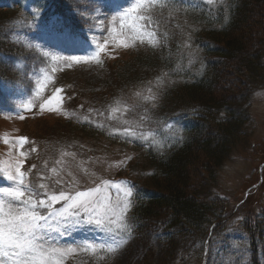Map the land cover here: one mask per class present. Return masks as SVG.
<instances>
[{
	"label": "trees",
	"instance_id": "16d2710c",
	"mask_svg": "<svg viewBox=\"0 0 264 264\" xmlns=\"http://www.w3.org/2000/svg\"><path fill=\"white\" fill-rule=\"evenodd\" d=\"M4 1L0 6V103L8 100L9 88L31 86L27 74L32 68L49 63L35 49L25 50L11 42L9 33L14 28L46 25L56 17L58 28L81 35L84 20L79 12L91 0H34L32 9L23 5L24 0L0 3ZM217 1L213 7L201 0H169L153 6L150 16L158 22L161 35L157 47H138L129 59L110 66L101 83L75 84V91L65 88L71 114L56 123L62 131L65 127L69 132L68 125L82 132L88 128L80 120L86 111L106 118V108L95 96L102 94V101L112 102L125 97L123 90L133 84L161 72L166 76L159 97L145 99L153 104L150 101V107L140 110L146 125L155 124V119H147L155 112L161 124L159 133L166 122H175V138L164 142L161 151L150 146L146 170L134 176L132 170L119 172L121 178L131 179L128 222L144 248L142 257L132 264H153L155 255L149 243L161 229L168 230L164 241L168 247L174 246L176 235L182 232L202 242L227 229L229 218L238 212L243 216L237 229L249 239L250 258L258 264L260 253L264 255V165L260 188L252 189L241 204L212 193L217 170L235 149L250 144V97L264 88V0ZM177 14L187 19L182 36L197 50L188 62L178 53L180 33L170 17ZM229 77L231 81L224 86L222 80ZM41 140L53 145L55 138L46 134ZM40 155L45 157L42 151Z\"/></svg>",
	"mask_w": 264,
	"mask_h": 264
},
{
	"label": "rangeland",
	"instance_id": "374dc122",
	"mask_svg": "<svg viewBox=\"0 0 264 264\" xmlns=\"http://www.w3.org/2000/svg\"><path fill=\"white\" fill-rule=\"evenodd\" d=\"M33 1L26 0L25 4L30 6ZM151 1L154 0L90 1L88 7L79 12L84 20V38H75L66 31H56L53 25H57L55 18L51 19L47 26L14 28L9 33L11 42L23 46L25 50L35 49L50 62L46 68L38 67L30 71L29 77L34 83L30 92L22 89L12 91L10 104L0 108V168L9 162L22 160L21 171L25 173V180L29 173L32 180L37 179L38 185L44 183L50 190L63 186L72 193L87 191L102 185L103 181L127 182L125 178L117 175L122 168L128 167L129 173L134 171L133 176L136 172L146 170L145 158L150 146L161 151L164 142L175 138L172 137L178 131L175 122H166L159 133L157 130L161 124H158L159 119L155 112L147 118L155 119V124L146 125L140 110L143 106L150 107L153 104V100H150V104V101L145 99L159 97V88L167 81L164 72L127 87L123 90L125 97L115 101H102V94L95 96V100H101L97 102L106 108V118L98 119L97 114L86 111L85 115L80 117L88 126L86 131L77 132L75 127L67 125L68 130H74L67 132L63 126L64 132L56 123L71 114L67 96L63 94L65 85L75 91L79 84L86 86L90 83H101L109 73L108 68L129 59L136 47L146 42L157 44L155 30L143 15L146 5ZM204 1L210 7L219 2ZM138 3H142L143 7L137 8L122 24L128 9ZM137 15L145 17L142 21H136L140 28L139 35L131 30ZM177 15L170 17L177 22L174 27L180 33L177 37L180 42L178 53L188 62L197 50L182 36L183 27L188 24L187 19ZM158 35L161 37L159 32ZM71 57L87 59L74 60ZM230 81V77L224 78L222 84L227 86ZM110 93L111 91H108L107 95ZM134 108L136 110H133ZM250 114L251 119L247 124L251 131L250 144L245 148L238 147L232 152L231 158L217 170L216 186L212 188L213 194L238 205L245 199L246 194L250 193L262 170L264 88L251 95ZM55 126L59 128L51 131ZM46 134L52 139L55 138L53 145H46L41 140ZM21 138H25L23 142ZM166 138L168 139L165 140ZM41 151L45 155L44 158L40 155ZM24 167L28 169L27 173ZM45 169H49V172ZM43 174H46V177ZM14 186V182L8 181L0 171V187ZM121 187H130V183L122 184ZM109 195L115 202V189L109 188ZM259 196L258 191L255 200ZM120 197L123 200L122 193ZM2 198L5 197L0 194V199ZM129 199L131 205V197ZM128 211L118 234L106 233L94 225H81L66 232L63 228L51 232L49 238L56 247L75 249L64 257L63 264H132L135 259L141 258L144 248L130 232ZM241 213L230 219L232 227L219 233L202 253L201 241L195 238V235L178 233L174 246L168 247L164 242L169 234L168 230L161 229L152 236L149 243L155 255L153 264H185L183 259L186 264H195L200 257L201 260L204 259L203 264H257L250 258L249 239L237 230ZM60 232H64V235L61 236ZM93 241L104 243L105 249H97L95 252L90 249L82 250V242ZM108 246L117 250L109 252ZM258 264H264L263 255H260Z\"/></svg>",
	"mask_w": 264,
	"mask_h": 264
},
{
	"label": "snow or ice",
	"instance_id": "6c2138e0",
	"mask_svg": "<svg viewBox=\"0 0 264 264\" xmlns=\"http://www.w3.org/2000/svg\"><path fill=\"white\" fill-rule=\"evenodd\" d=\"M142 7L143 4L138 3L128 9L121 23ZM144 19L141 15L134 17L131 25L134 34L140 33L136 21ZM24 139L21 138V141ZM22 166L23 161L16 160L0 168L7 180L15 185L0 187V194L5 197L0 199V264H63L64 257L75 249L56 247L52 243L49 234L61 228L66 232L77 226L94 225L106 233L118 234L130 208L129 198L133 195L132 187H121L127 182L103 181L100 186L75 193L65 190L63 186L59 190H50L47 185L40 183L38 188L42 191H36L25 182ZM109 188L115 189L117 193L115 202L109 195ZM57 204L60 206L56 207ZM60 235L63 236L64 232H60ZM82 243V250L95 252L105 249L104 243ZM116 250L115 247H107L109 252Z\"/></svg>",
	"mask_w": 264,
	"mask_h": 264
}]
</instances>
